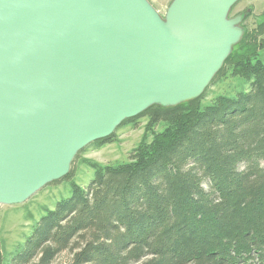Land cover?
<instances>
[{
	"label": "water",
	"instance_id": "95a60500",
	"mask_svg": "<svg viewBox=\"0 0 264 264\" xmlns=\"http://www.w3.org/2000/svg\"><path fill=\"white\" fill-rule=\"evenodd\" d=\"M239 1L0 0V206L125 120L201 97L243 38Z\"/></svg>",
	"mask_w": 264,
	"mask_h": 264
},
{
	"label": "trees",
	"instance_id": "16d2710c",
	"mask_svg": "<svg viewBox=\"0 0 264 264\" xmlns=\"http://www.w3.org/2000/svg\"><path fill=\"white\" fill-rule=\"evenodd\" d=\"M248 16L215 76L229 68L248 90L202 106L205 91L125 120L148 117L149 130L166 128L128 162L86 161L90 183L72 182L71 195L46 210L8 261L0 249V264H55L63 253L58 264H264V12L252 31Z\"/></svg>",
	"mask_w": 264,
	"mask_h": 264
},
{
	"label": "rangeland",
	"instance_id": "374dc122",
	"mask_svg": "<svg viewBox=\"0 0 264 264\" xmlns=\"http://www.w3.org/2000/svg\"><path fill=\"white\" fill-rule=\"evenodd\" d=\"M153 6L164 15L173 0H149ZM249 11L244 22L249 31L255 30L258 20L264 12V0H240L231 11V16L241 11ZM247 14V12H244ZM259 39L264 40V34ZM260 58L264 63V48L260 50ZM249 83L243 78L232 75L230 69L224 75L215 78L206 89L202 106L212 104L219 96H236L239 91L248 90ZM149 118L141 117L134 122L120 125L115 133L113 142H94L76 156L73 161L72 176L54 181L39 190L31 198L21 204L0 206V249L8 261L19 245H22L31 234L36 222L45 214L47 209H53L56 203L68 198L72 193V182L86 187L93 179L95 170L86 161L91 160L101 165H115L128 162L135 148L146 138L151 142L155 133L163 132L166 128L160 124L148 129ZM69 253L61 254L55 264L67 260Z\"/></svg>",
	"mask_w": 264,
	"mask_h": 264
},
{
	"label": "flooded vegetation",
	"instance_id": "af4514ba",
	"mask_svg": "<svg viewBox=\"0 0 264 264\" xmlns=\"http://www.w3.org/2000/svg\"><path fill=\"white\" fill-rule=\"evenodd\" d=\"M249 11H250V10H248V11H247V10H246V11L244 10V11H241L240 13L249 12Z\"/></svg>",
	"mask_w": 264,
	"mask_h": 264
}]
</instances>
